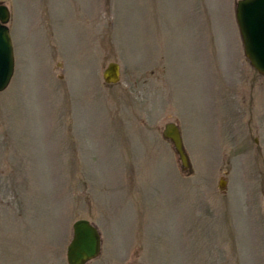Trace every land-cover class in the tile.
Here are the masks:
<instances>
[{
    "label": "rangeland",
    "instance_id": "obj_1",
    "mask_svg": "<svg viewBox=\"0 0 264 264\" xmlns=\"http://www.w3.org/2000/svg\"><path fill=\"white\" fill-rule=\"evenodd\" d=\"M237 2L0 0V264H68L81 219L102 234L89 264H264V77Z\"/></svg>",
    "mask_w": 264,
    "mask_h": 264
},
{
    "label": "water",
    "instance_id": "obj_2",
    "mask_svg": "<svg viewBox=\"0 0 264 264\" xmlns=\"http://www.w3.org/2000/svg\"><path fill=\"white\" fill-rule=\"evenodd\" d=\"M11 13L7 6L0 5V93L10 85L15 73L14 46L9 23ZM236 21L242 37L244 52L251 66L264 77V0H239L236 6ZM106 84L121 81V66L112 62L103 73ZM164 139L170 141L179 158L184 172L191 169L179 126L169 123L163 132ZM224 182L221 183L223 188ZM102 252V237L88 220H78L73 225V239L68 246V264H88Z\"/></svg>",
    "mask_w": 264,
    "mask_h": 264
}]
</instances>
